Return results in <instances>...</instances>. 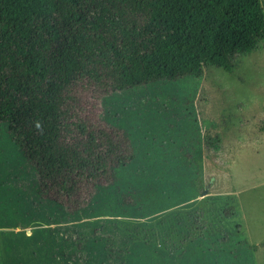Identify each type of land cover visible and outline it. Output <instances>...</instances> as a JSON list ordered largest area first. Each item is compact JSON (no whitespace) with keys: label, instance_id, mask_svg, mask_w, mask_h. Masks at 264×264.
<instances>
[{"label":"rangeland","instance_id":"rangeland-1","mask_svg":"<svg viewBox=\"0 0 264 264\" xmlns=\"http://www.w3.org/2000/svg\"><path fill=\"white\" fill-rule=\"evenodd\" d=\"M79 99L90 129L128 139V162L71 211L40 196L36 163L0 124V264H264V50L232 74Z\"/></svg>","mask_w":264,"mask_h":264},{"label":"trees","instance_id":"trees-1","mask_svg":"<svg viewBox=\"0 0 264 264\" xmlns=\"http://www.w3.org/2000/svg\"><path fill=\"white\" fill-rule=\"evenodd\" d=\"M263 3L0 0V124L36 163L40 196L79 211L128 162L120 131L81 117L82 91L101 98L211 67L232 74L238 57L264 50ZM151 240L168 251L171 239Z\"/></svg>","mask_w":264,"mask_h":264}]
</instances>
